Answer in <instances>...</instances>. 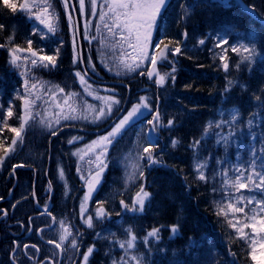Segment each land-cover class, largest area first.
Masks as SVG:
<instances>
[{
    "label": "trees",
    "instance_id": "obj_1",
    "mask_svg": "<svg viewBox=\"0 0 264 264\" xmlns=\"http://www.w3.org/2000/svg\"><path fill=\"white\" fill-rule=\"evenodd\" d=\"M257 9L264 17V0H245ZM24 0H8L16 6L13 12L3 0H0V45L7 43L8 37L15 32L13 45L27 47L26 34L31 31V21L21 12L20 5ZM55 12L59 16L58 34L66 43L72 42L74 26H70L67 19L69 7L64 8L63 0H50ZM78 10L79 0H75ZM193 13L186 25L171 20L173 37L168 40L179 41L181 54H168L167 61L158 62L153 69L150 63L145 64L134 72H126L118 68L114 56H119L118 50L102 48L97 36L96 26L100 24L99 11L103 0L97 2V16L94 29L90 37L84 42V60L89 71L95 76L114 82V88L120 87L122 96L130 86L131 96L146 93L159 109L160 121L163 125L155 132L159 145L154 147L155 156L161 163L146 167L147 188L151 193V200L144 213L138 215L136 232L140 238V249L145 252V259L150 264H256L251 258L249 240H242L235 236L234 230L228 225L229 217L217 215V204L226 203L225 193L221 191L222 177L217 175L222 170H231L237 163L239 154L246 157L251 148L258 150L264 146V24L255 20L239 4L233 2L226 7L215 0H185ZM86 10L91 15L89 0H86ZM79 16L82 14L78 11ZM74 22V20H73ZM75 23V22H74ZM182 27L188 32V40L182 43ZM101 35L107 36L101 26ZM228 40L227 53L217 47V35H224ZM33 35V34H32ZM250 35L255 36V47L258 55L254 62L242 63L239 54L233 53L231 47L239 43L250 42ZM34 38L38 36L33 35ZM39 40V39H38ZM204 40V44L199 41ZM33 49H40L41 43L34 41ZM8 47H0V104L6 110L11 101L14 116L7 123L19 125L17 116L21 113L22 101L16 99L19 87L23 85L24 77L20 69L12 68L9 63ZM103 53V55L101 54ZM21 55H27L22 53ZM220 55H226L229 63L228 71L223 69ZM103 61V63L101 62ZM93 63L95 69L89 66ZM240 64L237 69L236 65ZM49 69H34L33 75L39 81L52 85L59 81L65 69L72 63L68 60L62 65ZM175 68L174 81L168 73ZM111 69V70H110ZM153 70L165 75L163 84L156 83L158 77L147 76ZM119 71V75L117 72ZM144 74L141 75L140 73ZM228 81L234 83L229 88ZM35 82V81H30ZM125 83L127 86L125 87ZM110 84V83H109ZM112 84V83H111ZM125 87V88H122ZM144 87V90L140 91ZM140 88V89H139ZM139 89V90H138ZM225 89H229L225 91ZM77 90V89H76ZM137 91V92H136ZM140 91V92H139ZM260 99L257 100L256 98ZM239 110V120L236 124H224L222 128L209 129V136L202 139L209 121L219 122L230 120V112ZM254 117V127L249 130L247 121ZM5 113L0 112V118ZM1 119V120H2ZM172 120L171 126L167 122ZM87 120L77 119L54 126L57 135L50 134L51 130L39 122L27 128L24 139L25 146L38 145L33 160L20 146L17 151L7 157L0 168V264H36L27 260L23 254L13 256L14 241L11 240V229L16 231L19 238L24 237L32 224L38 226L47 222V218H33L39 211L40 205H47L50 191L52 195L53 212L64 214L74 232L80 234L81 240L92 238V229L84 227L80 217V200L85 187L81 184V173L86 177L93 171L94 163H88L84 156L81 160L74 155V144L68 143L73 137L84 136V141H92L100 136L104 124L93 125ZM104 126V127H103ZM229 131L235 133L225 147L223 141L217 143L220 135L228 136ZM14 136L7 128L0 133V141L7 137L10 143ZM255 136V140H253ZM178 143L173 147L172 141ZM195 141H200L198 147L193 148ZM7 143L5 146H7ZM85 143V142H83ZM19 151V152H18ZM258 158L260 156L259 152ZM52 154V161L48 167V157ZM245 154V155H244ZM0 155H3L0 152ZM65 163L72 189L64 192L58 179L54 176V161ZM207 159L208 167L205 175L207 182L197 179L194 170L195 163ZM225 161L218 164L217 161ZM33 161V162H31ZM33 165L37 172L36 184L34 171L20 165ZM79 168V171L77 169ZM115 173L113 168L107 173L105 182H109ZM215 176V179L213 177ZM80 181V182H79ZM17 182V183H16ZM106 188V187H104ZM13 189L12 197L9 198ZM215 189V191L213 190ZM103 190V189H102ZM36 191L37 200L33 195ZM8 213L3 215L1 208ZM227 211V209H225ZM240 215V214H238ZM31 218V219H30ZM108 218L104 221L106 222ZM80 225V226H79ZM172 225H179L180 232L173 236L170 232ZM153 228L160 229L159 242L149 240L148 245L142 242L143 237ZM196 240L195 247H189L190 241ZM107 239L98 240V250L91 258V264H110V250ZM150 249V250H149ZM73 262V261H72ZM75 263V262H74Z\"/></svg>",
    "mask_w": 264,
    "mask_h": 264
},
{
    "label": "snow or ice",
    "instance_id": "obj_2",
    "mask_svg": "<svg viewBox=\"0 0 264 264\" xmlns=\"http://www.w3.org/2000/svg\"><path fill=\"white\" fill-rule=\"evenodd\" d=\"M97 2L98 0H89L91 15L93 17L97 16ZM168 0H103V4L100 5L99 11V21L100 24L96 26L97 36H92L90 39H98L102 48H111L112 50H118L120 55L114 56L113 59L117 61L118 68L126 72H134L141 67L145 62L150 63L155 69L158 62H164L168 59V54H181V48L179 46L170 47V45L179 44V41L168 40L167 43L161 39L154 47V53L158 51V54L149 55V48L152 47L151 39L153 31L157 28L158 20H161L162 11L165 10ZM3 3L15 12L16 6L9 4L8 0H3ZM221 3L226 7H231V3L227 0H221ZM64 8H68V0H63ZM21 12L26 16L27 19L35 21L33 24V35L38 36L41 40L47 39L49 36H54L58 31V21L59 16L55 12L53 5L50 0H24V2L19 6ZM75 7V5H73ZM79 7L81 12L85 8V0H79ZM247 7V5H245ZM250 11H254V8H250ZM185 16L189 15L187 9L184 10ZM67 19L70 26H74L73 30V63L82 61V54H76V31L79 30V22H73V16L68 13ZM89 22L84 25V32L89 31ZM101 26L107 36L101 35ZM162 28V21H161ZM3 29V25H0V30ZM161 35H164V30L162 29ZM224 35H217V47H222L228 44V40ZM187 33H184L186 38ZM88 38V37H86ZM15 39V32L8 37L7 43L0 45V47H8V45H13ZM252 46L249 47L247 44H239L238 46H232L231 51L233 53L239 54L242 63H252L255 57L258 55V51L255 47V36L250 35L249 37ZM33 41L31 39L27 40V47L22 48L19 45L8 47L9 52V65L14 69H20V75L24 77L22 93H17L16 99L22 101L21 113L16 117L19 121V127H11L7 120L14 116L13 106L11 101L9 102V107L5 110L3 105L0 104V112H4V118L0 120V133H3L5 128H7L11 133L14 134L10 143H7V137L3 141H0V165L3 161L14 154L18 144L23 143V134L32 124L39 122L42 126L47 127L51 130L50 134L55 136L57 131L54 126L61 124V120L71 121L77 119L87 120L91 116L93 122L100 120L105 115L111 113L112 105L119 104V100H116L112 96H96V99L103 101V106L98 109L91 104H86L81 107L77 103V98L80 93L68 92L65 93L63 88L58 85L46 88L47 82L39 81L32 73L34 69H49L56 67L57 58L59 56V48L56 49V55H42V49H33ZM199 43L202 45L205 43L204 40H200ZM163 45V47H161ZM224 53H227V48H222ZM22 53H27V55H21ZM103 55V53H101ZM219 59L223 61V69L228 71L229 63L226 55H220ZM103 63V61H101ZM240 64L236 65L238 69ZM95 69V65H92V70ZM111 70V69H110ZM89 69L85 68L83 74L80 71L75 73V76L79 79L81 85L85 86V91L89 95H93L92 86L88 83L86 77ZM175 68H172V72L168 73L174 81ZM141 75L144 73L141 72ZM119 75V71L117 72ZM154 75L158 77L156 83L163 84L165 82L166 76L160 75L159 72L150 70L147 72V76L152 78ZM30 81H35L31 82ZM234 82L228 81L229 88ZM229 89H225L228 91ZM40 93V94H38ZM47 97V98H45ZM60 97V99H58ZM257 100L260 98L257 97ZM43 101L45 104H50L54 106L57 111L55 114L48 112L45 109L46 115H37L33 110L37 107V102ZM107 109V111L105 110ZM150 110V105L147 103V97H141L140 103L133 106L132 110L127 113L123 119L120 120L118 124L113 127V129L108 132L106 136L99 137L98 140L93 141L91 145L86 146L84 154H81L80 149L77 150L74 155H79L80 159L83 160L84 156L89 152H95L96 149H100V153L95 156L97 171L95 175L92 174L91 170L85 178L84 174L81 173V179L85 180L88 191L85 193L81 204H80V216L84 220V223L89 228L94 227L93 215L98 220H103L110 216V213L106 211L103 207V202H99L95 212L91 215H87L85 218V213L88 211V204L91 200L93 192L96 190V185L100 182V176L106 167V164L101 159L107 153L108 146L111 145L113 138L121 134L122 129L129 124L135 118L143 115L144 110ZM247 121V127L251 130L254 127V117ZM239 120V110L233 109L230 112V120L219 122L209 121L206 125L203 138L209 136V129L216 128L220 129L224 124L233 125ZM149 130L145 137V143L148 144L147 147H142L138 153L137 159L139 161H147L148 166H153L161 163V161L155 156V149L152 147L154 143L151 140L152 132L156 131L159 127H162L160 121V114L158 109L152 119L148 122ZM172 120L167 122V126H171ZM235 135L234 132L229 131L228 136L220 135L217 139V143L223 141L225 147L228 146L232 137ZM255 140V136L252 137ZM79 137L71 138L68 143L72 144L79 140ZM139 140V137H138ZM7 143V146L5 144ZM178 143L177 140L172 141L173 147ZM200 141H195L193 148L198 147ZM95 146V147H93ZM257 151L260 156L257 157ZM225 161L218 160V164H223ZM88 163L91 165L93 161L89 159ZM208 167V161H197L194 165V170L198 174L197 179L200 181L207 182L208 177L205 175V170ZM235 176L229 175V170H222L217 175L222 177L221 180V191L225 193L226 203L217 204V215H222L224 217L231 216L228 220V225L234 230V234L237 238L242 240H249L251 247V258L256 261L257 256L256 247L258 243L261 248H264V199L258 197H264V146H261L258 150L251 152V158L249 159L247 166L242 164H237L231 169ZM79 171V168L77 169ZM139 177H143V169L139 163L132 166V172L127 177V183H134ZM58 177L64 179L63 169H58ZM215 179V176L213 177ZM215 191V189H213ZM151 194L147 192L143 186L140 187L139 191L136 193L135 198L132 201L131 206L125 203L123 200L120 201L123 209L132 212H143L145 207V202L150 198ZM227 209V211H225ZM250 213V214H249ZM48 215L51 217L53 223H59L60 229L58 232V241L50 240L47 241L49 244H54L56 249H60L63 252L62 244L68 241L69 237L72 236L70 231V225L65 226V221H57L55 217L47 211V206L45 205V212L42 215ZM240 214V215H238ZM6 215V212H5ZM31 219V218H30ZM179 225H172L170 227V232L173 236L178 234ZM246 229H251V234L246 231ZM39 232H43L44 229H37ZM126 239L118 241V247L124 250L125 256L120 257V259L113 260L112 264H144V256L142 253H137V243L138 239L131 228L125 230ZM256 234L261 235V240L257 241L254 236ZM99 236L100 234L97 233ZM159 242L161 240L160 229L153 228L144 237L142 242L145 246L148 245L149 240ZM196 240H191L189 247H195L197 245ZM71 247L73 249H78L79 245L76 239L70 241ZM19 247V244H17ZM29 245H24L27 249ZM31 247L36 248V245ZM95 250V246H90L87 251L83 254V264H88L89 257ZM150 250V249H149ZM37 251L39 249L37 248ZM257 264H261L257 261Z\"/></svg>",
    "mask_w": 264,
    "mask_h": 264
},
{
    "label": "rangeland",
    "instance_id": "obj_3",
    "mask_svg": "<svg viewBox=\"0 0 264 264\" xmlns=\"http://www.w3.org/2000/svg\"><path fill=\"white\" fill-rule=\"evenodd\" d=\"M157 31H158V27L153 31L152 38L155 37V35L157 34ZM151 45H152V47H150V48L152 49L154 46L152 39H151ZM150 54L151 53L149 52V55ZM77 55H78V53H77ZM104 91H106L108 93L110 91V89L107 88ZM87 94H88V92H87ZM97 95L103 96L102 93L98 94V93H95L94 91H93V95H91V96H93L95 98ZM107 96H112L116 100H118V98H116L114 95L107 94ZM141 97H146V96L142 95V96H140L138 101H135L134 103H132L131 106H129V108L125 112V114L119 119V121L116 124H118L120 122V120L123 119V117L126 116L127 113L132 110L134 105L140 103ZM58 99H60V97H58ZM103 103L101 104V106H103ZM147 103L150 105V110H147V109L144 110L143 115H141L138 118H135L132 121H130L129 124L126 125L124 129H122L121 134L116 136L115 138H113L111 145L108 146L107 153L112 152L115 163L117 164V166H119L122 169L123 177H124V183H123L122 187H114L109 193H107V195H105L101 199H99L100 202H103V207L106 209V211L111 209V210L118 212L119 215L123 211H126L123 209L122 205H121V207H122L123 211L121 210V207L119 206L120 201L123 200L125 203H127L128 205L131 206L132 201L135 198L136 193L139 191L140 187L142 186L141 182H142L143 177H139V175L137 174L138 178L135 180L134 183H127V177L132 172V166L133 165L139 163L141 165L142 169L144 166V161H139L137 159V156H138L140 149L142 147H145V144H146L145 143V137H146L148 130H149V127H150L147 122L150 119V114L154 110V108L151 106L150 100L148 98H147ZM86 104L94 105L97 108L96 102L89 103L86 100L84 102V106ZM48 106L49 107H48L47 111L55 114L57 109L54 106H50V104ZM116 107H117V104L112 105V109H111L110 114H112L116 110ZM105 110H107V109H105ZM45 113L40 114V115H46L47 113L46 114ZM110 114H108V115H110ZM108 115H105L101 119H104ZM138 137H139V140H138ZM151 140H153L154 144H155V139L152 136H151ZM78 149L82 150L81 151V154H82L86 150V146H81ZM108 156H109V154H108ZM96 190H97V185H96ZM96 190H95V192H96ZM87 191H88V189H87ZM95 192H93L92 197L94 196ZM92 197H91V200L88 204V211L85 213V218L87 217V215H91L90 214V203L92 201ZM105 203H107L108 206H106ZM130 212H132V211H130ZM118 221L121 222L122 218L119 217ZM53 226L54 227L51 229V233L54 234V236L56 238H58V232L60 229V225H59V223H55ZM128 228H131V226L126 225L122 229L120 227V229L116 230L115 232L112 231V233L116 234V236H117L116 238L119 241H122V240H125L127 238L126 234H125V230ZM254 238L257 241H260L261 235L256 234L254 236ZM255 247H256L255 255L257 256L258 261H260L261 264H264V248H261V245L259 243L257 245H255Z\"/></svg>",
    "mask_w": 264,
    "mask_h": 264
},
{
    "label": "water",
    "instance_id": "obj_4",
    "mask_svg": "<svg viewBox=\"0 0 264 264\" xmlns=\"http://www.w3.org/2000/svg\"><path fill=\"white\" fill-rule=\"evenodd\" d=\"M245 6V4H243ZM248 7V6H247ZM253 13L255 14V16L260 19V17L257 15L256 11L254 10Z\"/></svg>",
    "mask_w": 264,
    "mask_h": 264
}]
</instances>
